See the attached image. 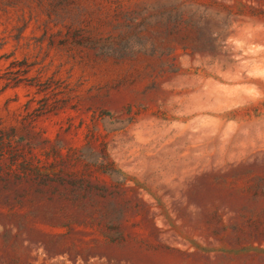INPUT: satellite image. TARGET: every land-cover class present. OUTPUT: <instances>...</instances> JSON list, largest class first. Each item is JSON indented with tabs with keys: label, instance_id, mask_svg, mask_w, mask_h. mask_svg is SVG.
<instances>
[{
	"label": "rangeland",
	"instance_id": "374dc122",
	"mask_svg": "<svg viewBox=\"0 0 264 264\" xmlns=\"http://www.w3.org/2000/svg\"><path fill=\"white\" fill-rule=\"evenodd\" d=\"M0 264H264V0H0Z\"/></svg>",
	"mask_w": 264,
	"mask_h": 264
}]
</instances>
